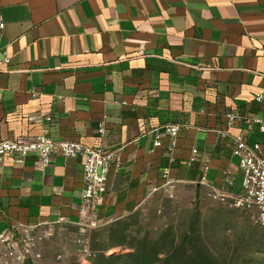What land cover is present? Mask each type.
I'll return each instance as SVG.
<instances>
[{
    "label": "crops",
    "instance_id": "obj_1",
    "mask_svg": "<svg viewBox=\"0 0 264 264\" xmlns=\"http://www.w3.org/2000/svg\"><path fill=\"white\" fill-rule=\"evenodd\" d=\"M0 19V57H10L0 67V140L45 129L55 141L118 150L91 216L82 157L56 155L45 168L36 153L7 157L0 235L97 227L178 184L240 192L232 136L264 150V0H0ZM230 112L263 121L228 127ZM166 123L180 125L171 153L168 137L153 150Z\"/></svg>",
    "mask_w": 264,
    "mask_h": 264
},
{
    "label": "rangeland",
    "instance_id": "obj_2",
    "mask_svg": "<svg viewBox=\"0 0 264 264\" xmlns=\"http://www.w3.org/2000/svg\"><path fill=\"white\" fill-rule=\"evenodd\" d=\"M81 232L63 222L37 227L30 232L36 250L21 264H264V225L187 184L162 188L131 213L89 229L92 257L80 256Z\"/></svg>",
    "mask_w": 264,
    "mask_h": 264
},
{
    "label": "built area",
    "instance_id": "obj_3",
    "mask_svg": "<svg viewBox=\"0 0 264 264\" xmlns=\"http://www.w3.org/2000/svg\"><path fill=\"white\" fill-rule=\"evenodd\" d=\"M4 22L0 19V29ZM10 63V57L2 54L0 67ZM1 90V87H0ZM260 100L261 97H258ZM228 127L237 121L248 123H261L262 118H249L238 112L227 113ZM52 121V116H46ZM105 122L99 125L100 132H104ZM180 130L179 124L166 123L153 130V150L163 146L164 137L169 138L167 146L171 153L175 147V141ZM225 137L227 131H221ZM39 154L41 166H48L54 156L82 157L83 158V189L82 210L85 215L91 216L107 190V182L113 159L118 162V150H105L101 147L90 146L79 141L60 140L55 141L47 130L42 129L39 134L28 139H1L0 140V164L7 157H12L14 162L23 163L29 154ZM197 154V149H192V156ZM232 154L238 160L241 172V190L238 193L211 187L208 196L211 200L250 212L255 223L264 225V150L259 143H250L245 134L239 133L232 136ZM206 169V168H205ZM169 168H165L164 175H169ZM204 179V177H203ZM230 184L232 182L229 181ZM26 226L15 228L13 232L0 235V264H21L26 258L33 256L36 250L37 240L30 237L37 227ZM78 236L77 244L80 256L89 258L95 255L90 246V238L87 235V226Z\"/></svg>",
    "mask_w": 264,
    "mask_h": 264
},
{
    "label": "trees",
    "instance_id": "obj_4",
    "mask_svg": "<svg viewBox=\"0 0 264 264\" xmlns=\"http://www.w3.org/2000/svg\"><path fill=\"white\" fill-rule=\"evenodd\" d=\"M175 260H176V258H175ZM176 262V261H175Z\"/></svg>",
    "mask_w": 264,
    "mask_h": 264
}]
</instances>
